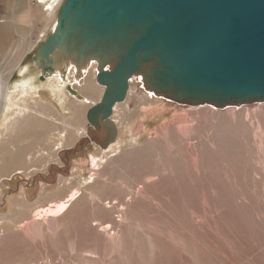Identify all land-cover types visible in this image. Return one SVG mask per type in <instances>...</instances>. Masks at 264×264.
I'll list each match as a JSON object with an SVG mask.
<instances>
[{"label": "rangeland", "instance_id": "374dc122", "mask_svg": "<svg viewBox=\"0 0 264 264\" xmlns=\"http://www.w3.org/2000/svg\"><path fill=\"white\" fill-rule=\"evenodd\" d=\"M37 6L0 0V76L8 86L23 77L22 68L26 77L40 76L33 53L52 30L45 34ZM93 77H86L82 100L70 111L50 112L41 104L48 115H23L5 129L11 142L0 147V264H97L102 258L111 264H264V102L192 105L146 90L136 76L131 99L112 115L121 123H115V151L111 142L67 153L83 137L58 150L59 132L69 135L75 109L87 112L101 99L105 87ZM94 179L100 198H90L78 215L62 218L63 207L48 209L57 199L78 197ZM97 213L109 222L97 225ZM72 242L103 256L86 252L92 259L85 260L72 252Z\"/></svg>", "mask_w": 264, "mask_h": 264}, {"label": "water", "instance_id": "95a60500", "mask_svg": "<svg viewBox=\"0 0 264 264\" xmlns=\"http://www.w3.org/2000/svg\"><path fill=\"white\" fill-rule=\"evenodd\" d=\"M91 63L105 89L86 112L88 135L67 153L115 141L113 109L136 76L192 105L264 102V0H64L32 65L44 81Z\"/></svg>", "mask_w": 264, "mask_h": 264}, {"label": "bare ground", "instance_id": "6f19581e", "mask_svg": "<svg viewBox=\"0 0 264 264\" xmlns=\"http://www.w3.org/2000/svg\"><path fill=\"white\" fill-rule=\"evenodd\" d=\"M35 1L38 3L37 11H38L39 15L43 16L45 21H46V26L44 27V32L47 35L48 32L51 30L53 31V29L56 26L59 8L61 7V4L63 3L64 0H35ZM31 15H33V12ZM31 47H32V44H31V46L27 47L25 52H23V54L21 55L17 64L25 56V54L28 51H30ZM93 64H95V63H91L90 67ZM90 67L88 68V66H86V69H88V72H85L83 74V76H81V75L76 76L75 75V67L73 65H67L64 70H62V71L59 70V71L55 72L54 75L47 76L44 81H40L38 73H37V76H38L37 78L35 77L36 75L33 76L32 74L29 77H26L25 70H27V69L22 68L21 71L24 73L23 77H20V80L16 81V83L12 86H8L7 85V83H9V82H7L8 80H6L5 77L0 76L1 77L0 78V86H1L0 90L2 91V89H3L2 87H6V85L9 88L8 90L5 89V93L0 94L4 98L3 103H1V105H0V127H4L3 133L0 132V147L5 143L11 142V138L7 137V134L9 133V129L5 130L7 128V126H9L10 129H13V126L15 127L18 124L17 121L23 119V117H22L23 115H26V116H34L33 114H35L36 116H44V114L48 115L47 111H45V110L39 111L41 108V104H43L45 106L46 110H48L50 112H52L54 110H57V112H59V113L66 111V110L70 111L71 108H73V104L75 102H79L80 100H82L81 89H82L83 85L87 82L86 77L93 75L94 76L93 78L95 79V76L97 75L96 66L94 68H90ZM131 79H130V84H129V90H128V93H127L125 100L122 102L116 103L114 106L113 112L114 111L117 112V110L119 109V107L123 103H125L127 100L131 99V96L133 94V86H132ZM45 89L48 90V92L46 94L43 93V91ZM103 92L101 94V97L103 95ZM42 95H44L45 97H47V96L53 97L55 99V102H53L49 98H47V99L42 98V100H41L40 96H42ZM150 97H152V99H154L155 95H150ZM155 100H156L155 102H158L159 98L156 97ZM112 115H113V113H112ZM36 116H34V117H36ZM70 118H71V120H67V123L70 124L69 128H68V130L70 131L69 135L67 136V134H65V133L63 134L62 132H59V141L60 142H59V146L57 147L58 150L61 149L62 147H64L66 145L65 144L66 142H68L69 145L73 144L74 140L71 139L72 137L74 139H76L77 137H86L88 135L87 129H88L89 123H87L88 120H86L87 119L86 118V111L83 112V111L79 110L78 108H76L75 112L71 115ZM57 119L58 118H56L55 120H57ZM113 121L116 124H120L119 126H121V123L119 121H117V119H115V120L113 119ZM119 126H117V129ZM141 128H142V125L140 123L137 124L134 129L132 128V130L130 131V132H132V134H129L128 139H130L131 141L136 140V138H134L133 135H134V133L139 132L141 130ZM112 144H113V142H112ZM116 144L115 145L113 144L111 147H109V148H111V150L110 149L109 150L115 151L116 150L115 147L117 146ZM44 153H45V151H44ZM97 165H99V163H97ZM17 169H19V168H17ZM17 172H21V170L17 171ZM96 181L97 180L94 179L92 184H88L87 185L88 187L84 190L85 192L82 193L81 195H79L78 197L74 198V195H71V197L68 200L57 199L54 203L52 202V204L50 206H48V209L63 207V209H65V210L64 211L62 210L63 212L61 211L62 214L60 213L62 215V218H63V216H65L66 218H70V217H72V215L79 213L78 210L80 209V207H83L85 205V203L90 198H93V200L100 198L98 192L96 191V189H97L96 187L98 185V183H96ZM55 211H57V210H55ZM86 212H88V211H86ZM97 214H98V217H97L98 224L97 225L101 226L109 220L106 217L104 218V216L101 217V215H99L100 213H97ZM76 215H78V214H76ZM112 219H113V217H112ZM56 223L51 222L50 228L56 230V227H57ZM78 243L74 242L72 244V246H71V248L73 250L72 252H75L77 255L81 256L82 258L84 257L85 260H88V259L91 260L92 259L91 258L92 256L85 254L86 252L87 253L91 252L89 254L96 253V250H97V253H99V254L101 252V250L98 251L97 248L86 247L85 245H81ZM79 252H80V254H79ZM101 255H102V252H101ZM103 259L104 258H102L100 261H98L97 264H111L110 260L108 263V260H106V258H105V260H103Z\"/></svg>", "mask_w": 264, "mask_h": 264}]
</instances>
